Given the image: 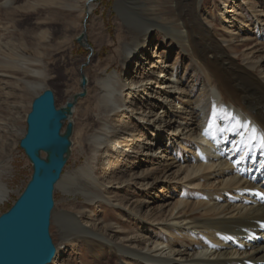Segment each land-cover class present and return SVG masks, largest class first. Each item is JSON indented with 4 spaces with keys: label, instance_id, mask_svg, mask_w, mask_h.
<instances>
[{
    "label": "bare ground",
    "instance_id": "1",
    "mask_svg": "<svg viewBox=\"0 0 264 264\" xmlns=\"http://www.w3.org/2000/svg\"><path fill=\"white\" fill-rule=\"evenodd\" d=\"M12 1L1 0L0 8L8 7ZM145 1L148 0L116 1L114 11L132 34L131 41L122 52L121 72L114 70L103 75L95 86L100 107L111 108L115 113L127 111L151 132L143 144L136 139L129 140L131 144L115 142L113 160L119 162L124 153L130 152L129 157H135L134 169L147 161L158 164L159 176L143 185L145 190L158 188L153 197L167 190L161 196L162 205L153 208L151 214V223L160 234L154 235L148 229L124 232L112 241L94 231L79 215L67 212L57 216L60 231L65 239L79 237L88 245L106 247L116 257L126 259L120 264H264V148L258 140L251 139L250 128L235 127L237 122L241 125L251 122L257 134L264 135V0L222 1L219 22L214 24L205 22L200 14L204 0H174L181 28L165 26L158 17H152ZM86 2L89 14L94 5ZM215 25L220 26L221 33L212 31ZM154 29L188 48L192 76L198 73L202 76L198 90L192 85L182 89L183 81L171 67L158 75L154 72L145 75L146 85H151L150 93L145 86L140 84L138 90L137 85L123 79L126 74L137 73L133 71L134 65L138 68L147 63L150 67L158 59L151 50L153 43L149 37ZM116 37L118 41L123 39ZM226 39L233 44L228 45ZM15 62L24 68L41 65L39 60L22 55H17ZM30 70L31 76L45 78L40 68ZM166 72L168 75H164ZM35 83V80L25 82L31 88ZM124 88L132 98L120 105L118 100H123ZM160 90L163 96L152 100ZM138 93L146 95L145 111L128 106L134 105L133 97ZM108 132L109 123L104 119L91 136L97 149L108 138ZM124 134L122 131L121 135ZM154 136L155 140L148 142ZM123 168L114 165L108 175L121 174ZM82 174L95 180L86 169ZM146 178L135 179L144 183ZM63 181L65 189L77 185L73 177L64 180L62 176L56 186ZM81 192L84 196L91 195ZM8 194V188L0 180V203ZM147 203L148 200L143 206ZM140 206L142 202H137L134 208ZM63 257L62 252H56L51 264H62Z\"/></svg>",
    "mask_w": 264,
    "mask_h": 264
},
{
    "label": "rangeland",
    "instance_id": "2",
    "mask_svg": "<svg viewBox=\"0 0 264 264\" xmlns=\"http://www.w3.org/2000/svg\"><path fill=\"white\" fill-rule=\"evenodd\" d=\"M116 1H93V10L89 14L85 6L86 0H13L12 5L0 8V180L9 191L5 201L0 203V214L16 200L31 175V165L18 144L26 129L25 119L32 100L42 91L49 89L54 94L56 107H63L73 95L81 92L79 70L81 64H86L82 67V73L87 79L86 95L76 101L72 110L70 155L61 175L64 176V180L73 177L77 185L65 189L63 181L62 186H56L53 192L54 208L49 234L57 252L64 254L62 264H120L121 261L126 260L124 257H116L106 247L88 245L82 238L65 239L57 221L58 214L62 212L79 215L84 222L95 229L94 231L112 241H116L124 232L126 234L147 232L148 229L154 235L160 234L158 227L151 223L152 209L162 205L161 196H165L167 190L162 194L159 193V197H153L158 194V188L145 190L143 185L159 176V171L156 169L158 164L156 161H147L142 163L139 169H134L135 157H129L132 155L130 152L124 153L119 162L113 160L115 142L121 144L124 141L131 144L129 140L136 139L138 143L143 144L147 137H150L151 132L140 126L135 115L131 117L127 111L115 113L111 108L104 109L96 100L98 91L96 82L103 75L114 70L121 72L122 52L125 44L131 41L132 34L114 11ZM222 1L231 3L228 0L203 1L200 14L205 22L213 24L219 22ZM144 3L147 9L152 10L149 11L150 15L158 17L165 26L181 28L174 0H148ZM241 6L242 9L246 7ZM86 15L88 18L85 37L89 48L85 45V47L80 46L75 41L83 31V19ZM212 31L222 32L219 25H215ZM116 36H121L123 39L118 41ZM149 37L153 43L151 50L158 59L153 61L154 67L142 63L137 68L132 64L133 71L137 73L122 76L126 83L137 85L138 90L141 85L145 86L146 91L150 93L151 85H146L145 75L151 72L158 75L160 71L171 67L178 73L176 77L183 81L182 89L192 85L198 90L202 76L199 73L192 76V64L189 60L191 55L190 52L188 53V48L179 40L167 37L168 40L161 30H152ZM226 40L228 45L233 44L229 39ZM17 55L39 60L40 66L31 67L43 70L45 78L42 80L38 78L41 81L39 82L36 77L31 76V67L24 68L15 62ZM126 66L124 64L125 69ZM192 79H195V82ZM33 80L36 83L32 88L25 84ZM126 88L123 89V100H118L119 104L121 102L120 105L132 98L127 95ZM136 95L134 94L133 97L134 105L130 103L128 106H135L136 110L145 111L146 95L142 93ZM158 95L160 98L163 92L160 90L156 96L151 97L152 100L157 101ZM172 96L178 97L177 94ZM104 119L109 123V134L97 149L91 141V136L99 122ZM66 124L67 121L63 123L62 131L65 130ZM122 131H125L126 135H121ZM129 133L134 137L130 138ZM153 140L155 136L148 142ZM135 149L134 146L133 150ZM41 156L44 157V154ZM114 165L124 167L125 171L123 170L121 174L115 172V176L108 175V170ZM83 169L89 171L95 180L92 181L88 176H84ZM111 176L113 178L110 179ZM140 176L148 177L147 181L144 180L143 183L135 179ZM81 191L89 192L91 195L84 196ZM189 195H192V192ZM143 200L144 202L148 200L147 205L143 206ZM137 202H142V206L135 209ZM150 215L151 219L147 218ZM141 219L145 221L142 222Z\"/></svg>",
    "mask_w": 264,
    "mask_h": 264
},
{
    "label": "water",
    "instance_id": "3",
    "mask_svg": "<svg viewBox=\"0 0 264 264\" xmlns=\"http://www.w3.org/2000/svg\"><path fill=\"white\" fill-rule=\"evenodd\" d=\"M91 2L93 0H88L86 5ZM85 36L83 25L75 41L89 47ZM85 65L81 64L79 70L81 92L73 95L63 107H56L54 94L49 89L31 102L25 133L18 144L31 165V175L9 209L0 214V264H51L56 255L49 234L53 192L70 155L72 110L76 101L86 95L87 79L82 73Z\"/></svg>",
    "mask_w": 264,
    "mask_h": 264
},
{
    "label": "snow or ice",
    "instance_id": "4",
    "mask_svg": "<svg viewBox=\"0 0 264 264\" xmlns=\"http://www.w3.org/2000/svg\"><path fill=\"white\" fill-rule=\"evenodd\" d=\"M209 127H211V124L209 125ZM236 128H240V127H244L246 129L250 128V132H251V139L254 141L259 142L260 146L262 148H264V135H258L257 134V129L255 126H251V122H245L243 125H241L239 122L236 123L235 125ZM257 196H260V193H256Z\"/></svg>",
    "mask_w": 264,
    "mask_h": 264
}]
</instances>
